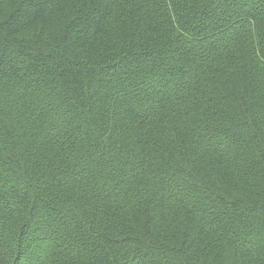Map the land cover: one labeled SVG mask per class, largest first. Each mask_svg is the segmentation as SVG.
Returning a JSON list of instances; mask_svg holds the SVG:
<instances>
[{
	"label": "trees",
	"instance_id": "trees-1",
	"mask_svg": "<svg viewBox=\"0 0 264 264\" xmlns=\"http://www.w3.org/2000/svg\"><path fill=\"white\" fill-rule=\"evenodd\" d=\"M264 264V0H0V264Z\"/></svg>",
	"mask_w": 264,
	"mask_h": 264
},
{
	"label": "rangeland",
	"instance_id": "rangeland-1",
	"mask_svg": "<svg viewBox=\"0 0 264 264\" xmlns=\"http://www.w3.org/2000/svg\"><path fill=\"white\" fill-rule=\"evenodd\" d=\"M226 261H228V263L231 261L229 257H226ZM229 264H233V263H229Z\"/></svg>",
	"mask_w": 264,
	"mask_h": 264
}]
</instances>
